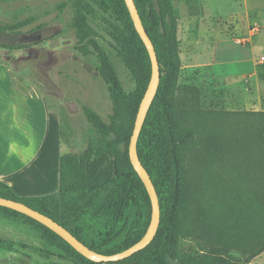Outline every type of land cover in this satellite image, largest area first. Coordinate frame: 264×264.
<instances>
[{"label":"trees","instance_id":"trees-1","mask_svg":"<svg viewBox=\"0 0 264 264\" xmlns=\"http://www.w3.org/2000/svg\"><path fill=\"white\" fill-rule=\"evenodd\" d=\"M174 1L134 0L161 72L158 92L137 143L140 161L159 197L160 227L147 248L110 264H251L264 253V110L208 111L201 113L192 127L175 118L182 59ZM89 10L109 15L117 22L112 27L115 50L136 82V89L129 95L120 92L113 63L105 51L97 48L98 72L114 99L111 125L86 109L97 136L90 139L83 154L60 157L58 194L21 197L0 181V197L24 203L52 218L90 249L115 255L138 243L152 222L150 196L129 157L152 63L125 0H79V14L83 16ZM194 149L200 159L192 165L188 179L198 195L189 199L184 210L187 212L182 214L185 154ZM0 225L39 240L41 257L57 256L67 264H99L17 211L0 207ZM129 225L133 226L132 233L124 240L103 241V237H117ZM188 235L195 236L203 247L201 255L184 250L181 242ZM6 245L0 239V249Z\"/></svg>","mask_w":264,"mask_h":264},{"label":"rangeland","instance_id":"rangeland-1","mask_svg":"<svg viewBox=\"0 0 264 264\" xmlns=\"http://www.w3.org/2000/svg\"><path fill=\"white\" fill-rule=\"evenodd\" d=\"M78 3L0 0V27L33 36L31 42L14 49L0 47V61L8 62L17 78L25 80L26 85L30 81L46 99L60 155L83 154L90 139L97 136L86 109L111 125L114 99L99 75L97 48L113 63L120 92L129 95L136 89V82L115 50V19L97 10L82 16ZM174 6L179 15L182 59L175 118L192 127L200 114L208 111L264 110V0H175ZM199 156L196 149L185 154L182 214L187 212L189 199L198 195L188 175ZM58 192L57 180L53 189L39 194ZM28 194L31 192L26 190L19 193ZM132 227L129 225L115 238L102 239L124 240ZM136 231L137 227L134 234ZM0 239L7 242V248L0 249V264H67L57 256L41 257L40 241L13 227L0 225ZM181 244L186 252L202 253L195 236H184Z\"/></svg>","mask_w":264,"mask_h":264},{"label":"crops","instance_id":"crops-1","mask_svg":"<svg viewBox=\"0 0 264 264\" xmlns=\"http://www.w3.org/2000/svg\"><path fill=\"white\" fill-rule=\"evenodd\" d=\"M9 65L0 61V181L17 195L31 192L21 197L48 195L39 192L53 189L57 180L59 188L58 136L44 96ZM251 264H264V253Z\"/></svg>","mask_w":264,"mask_h":264},{"label":"water","instance_id":"water-1","mask_svg":"<svg viewBox=\"0 0 264 264\" xmlns=\"http://www.w3.org/2000/svg\"><path fill=\"white\" fill-rule=\"evenodd\" d=\"M125 3L129 10L135 29L147 48L152 63L151 79L147 87V90L145 92V95L141 101L129 145V157L131 164L134 167L137 174L139 175V177L141 178V180L143 181L152 202V209H153L152 222L147 233L138 243L128 248L127 250L115 255H104L90 249L88 246H86L84 243L78 240L69 230H67L62 225L54 221L52 218L30 208L24 203L0 197V207H5L17 211L41 223L42 225H44L45 227L56 233L58 236H60L63 240H65L71 247H73L82 256H84L85 258H87L92 262L99 264L117 263L125 259H128L133 255L139 253L140 251L144 250L145 248H147L154 241L161 222V208H160V202L156 188L152 182L149 173L142 165V162L140 161L137 152V143L140 133L144 126L151 105L158 92V88L161 81V72H160V66L155 51V47L150 37L147 34V31L143 25V22L141 20V17L139 15L134 0H125ZM28 41H29L28 35L19 34V33H10L0 30L1 45L21 46L27 43Z\"/></svg>","mask_w":264,"mask_h":264},{"label":"flooded vegetation","instance_id":"flooded-vegetation-1","mask_svg":"<svg viewBox=\"0 0 264 264\" xmlns=\"http://www.w3.org/2000/svg\"><path fill=\"white\" fill-rule=\"evenodd\" d=\"M29 37V41L28 42H31L32 41V39H33V36L31 37V36H28ZM35 39V38H34ZM31 40V41H30ZM27 42V43H28Z\"/></svg>","mask_w":264,"mask_h":264}]
</instances>
